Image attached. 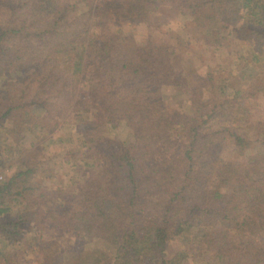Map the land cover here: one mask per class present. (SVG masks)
<instances>
[{"label":"trees","instance_id":"trees-1","mask_svg":"<svg viewBox=\"0 0 264 264\" xmlns=\"http://www.w3.org/2000/svg\"><path fill=\"white\" fill-rule=\"evenodd\" d=\"M225 32L259 64L264 0H0V264H264V154L221 157L264 150L251 71L180 57ZM69 121L54 189L44 144Z\"/></svg>","mask_w":264,"mask_h":264},{"label":"rangeland","instance_id":"rangeland-1","mask_svg":"<svg viewBox=\"0 0 264 264\" xmlns=\"http://www.w3.org/2000/svg\"><path fill=\"white\" fill-rule=\"evenodd\" d=\"M183 22L182 17L177 18L174 20L171 25L173 28L182 29L181 23ZM167 29V28H166ZM183 30V29H182ZM161 33L155 32V39L159 42V44L165 45L169 43V41L174 42L172 34H167L165 28H162ZM164 35H163V34ZM187 33L188 37H194V34L190 32ZM225 38L220 39V41L212 44L207 45L203 44L202 40L196 41L191 40L190 46L187 52L182 55L180 53L181 62L184 63V60L188 62L185 68L190 71L189 73L192 76H202L207 71H216L218 76L220 77H227V74L231 72L233 75L240 74L245 71H251L252 81L246 80L250 84H245L242 87V97H245L244 100L240 101V104L248 106L253 112V119H261L264 116V95L253 96L254 95V88L251 87L253 85V81H260L264 79V58L261 62L257 65L251 64V55L249 54L250 46L245 42L242 41L240 38L230 39L228 38L227 32H225ZM138 36H142V34H138ZM187 37V38H188ZM224 37V36H223ZM138 39V37H137ZM213 41V40H212ZM248 73H246L247 77ZM241 87V86H239ZM264 89V87H263ZM263 94V93H262ZM251 95V96H250ZM208 105V104H207ZM209 106V105H208ZM72 123L69 121L66 123H60L55 129L54 138L44 144V153L43 159L44 160V167L47 169L45 175H53L54 179H46L42 177L43 183H52L51 188H58V185H62L66 187L68 185L67 177H70V170L67 169L65 164H62L61 161L64 160V145L66 147H73L70 142H64L63 140L70 139L74 143H77L76 138L74 137L77 135L74 129H72ZM258 154H264L263 148L259 146H255L252 150L246 151L244 155H238L234 148L231 146H227L223 149L222 152V159L225 161H230L233 163L238 164L239 166L243 165L247 162L248 158L254 156H258ZM3 177V174L0 173V179ZM72 177V176H71ZM64 187V188H65ZM71 237H67L65 239L66 244L70 245ZM43 260V259H42ZM31 264V260L26 258L24 264Z\"/></svg>","mask_w":264,"mask_h":264}]
</instances>
